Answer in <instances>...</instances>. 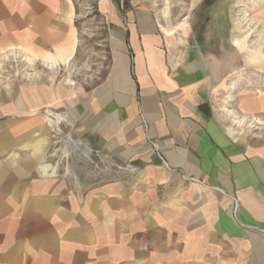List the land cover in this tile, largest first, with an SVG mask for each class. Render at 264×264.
<instances>
[{"label":"crops","instance_id":"1","mask_svg":"<svg viewBox=\"0 0 264 264\" xmlns=\"http://www.w3.org/2000/svg\"><path fill=\"white\" fill-rule=\"evenodd\" d=\"M226 1L0 0L4 114L139 169L94 185L39 160L0 187V264H264V69Z\"/></svg>","mask_w":264,"mask_h":264},{"label":"rangeland","instance_id":"2","mask_svg":"<svg viewBox=\"0 0 264 264\" xmlns=\"http://www.w3.org/2000/svg\"><path fill=\"white\" fill-rule=\"evenodd\" d=\"M230 1V4L233 3L236 7L243 4L245 8V11H241L242 8L240 7L235 8L231 19L238 25L241 21H248V25H245L249 29L248 39H246L247 44L243 46L244 50L251 54L261 55L259 56L260 59L251 58L249 64L254 69H257V65L259 69H264V0ZM228 2L227 0L225 3L228 4ZM227 16L229 19V14ZM90 28L93 29V25ZM25 68L30 69L26 66ZM16 72L15 57L8 60L0 57V101L4 94L2 90H9V92H5L6 99L16 100V92H10V86L15 85L17 81ZM15 116V114H4V110L0 108V135L5 134L6 136L7 133L5 138L0 139V149L2 150L0 174L3 178H8V183L0 184V187H8L9 195L17 191L16 188L22 181L27 184L39 176L41 178L47 177L35 169L39 160H41V164H48L55 168L51 178L68 177L72 180H83L94 185L127 180L134 176L126 173L125 168L128 166L135 168L136 174L139 171L137 166L129 162H118L106 152L89 148L83 142L70 140L67 133L68 128L62 126L59 128L51 127L44 125L46 122L41 128L37 126V134L40 132L42 139L35 141L33 140L34 124L32 118L27 113L23 119ZM23 132L24 135H22ZM68 139L70 143H67ZM72 145L78 149L72 150ZM152 146L156 148L155 143ZM34 149H40L42 153L40 157L37 156L35 159L33 157ZM44 153L53 155L44 156ZM33 168L36 173L33 172ZM15 206L13 205V207ZM236 208L235 205L234 211Z\"/></svg>","mask_w":264,"mask_h":264},{"label":"built area","instance_id":"3","mask_svg":"<svg viewBox=\"0 0 264 264\" xmlns=\"http://www.w3.org/2000/svg\"><path fill=\"white\" fill-rule=\"evenodd\" d=\"M125 171L127 174H130V175H135L137 172V170L135 168H131L129 166L127 168H125Z\"/></svg>","mask_w":264,"mask_h":264},{"label":"bare ground","instance_id":"4","mask_svg":"<svg viewBox=\"0 0 264 264\" xmlns=\"http://www.w3.org/2000/svg\"><path fill=\"white\" fill-rule=\"evenodd\" d=\"M50 123L53 124V121L51 120ZM72 150H75V148L73 147Z\"/></svg>","mask_w":264,"mask_h":264}]
</instances>
